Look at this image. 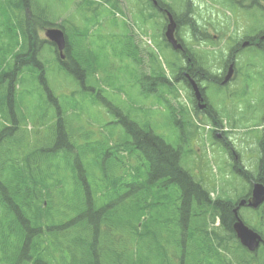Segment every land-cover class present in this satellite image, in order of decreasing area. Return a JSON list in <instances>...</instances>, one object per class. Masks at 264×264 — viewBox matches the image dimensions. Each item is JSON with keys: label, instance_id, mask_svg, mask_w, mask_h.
Returning <instances> with one entry per match:
<instances>
[{"label": "trees", "instance_id": "obj_1", "mask_svg": "<svg viewBox=\"0 0 264 264\" xmlns=\"http://www.w3.org/2000/svg\"><path fill=\"white\" fill-rule=\"evenodd\" d=\"M35 3L0 0V118H9V126L0 125V264H224L228 258L221 254L237 246L234 204L211 199L183 167L188 122L178 124L179 144H169L147 120L139 125L129 112L101 100L114 129H98L99 136L90 125L83 127V111L73 113L75 125L46 83L36 28L53 24L35 13ZM103 3L117 10L115 0ZM83 4L82 22L97 24L100 3ZM59 27L67 37V63L60 64L87 93L92 90L84 82L92 72L84 41L88 30L71 21ZM70 32L77 38L73 45ZM120 39L131 48L128 60L140 67L131 31ZM154 65L148 75L141 73L142 93L169 105L170 92ZM27 88H36L38 117L22 111V95H31ZM28 117L45 126L42 139L22 131ZM216 218L220 226L213 227ZM236 257L238 264L256 263L240 250Z\"/></svg>", "mask_w": 264, "mask_h": 264}, {"label": "rangeland", "instance_id": "obj_2", "mask_svg": "<svg viewBox=\"0 0 264 264\" xmlns=\"http://www.w3.org/2000/svg\"><path fill=\"white\" fill-rule=\"evenodd\" d=\"M115 1L120 10L115 11L109 5L111 2L105 4L103 0L96 1L101 2L100 8L102 11L105 10V14H102L101 19L95 24L93 21L82 22L83 17L78 14L85 8V4L80 3L84 2L82 0H36L34 11L42 15V20L50 21L53 26L71 21L72 25L80 26L79 29L88 30L84 41L92 72H89V81L85 78L84 82L86 86L92 87V90L86 93L73 74L57 61V54H54L53 48L45 40L44 29L36 28L38 40L43 43L39 60L44 64L46 83L56 97L57 105L66 110V117L73 118V113L83 111L80 118L83 127L90 125L89 127L95 132L100 129L107 132L116 125H110L112 116L99 103L101 100H109L120 107L121 111L129 112L136 121H140L139 125H143L147 120L154 133L160 135L167 143L178 145L181 134L178 124L183 121L179 119L180 117L171 115L154 96L142 93L144 87L142 84L145 82L141 78V73L148 75L150 67L155 66L150 60V57H153L157 62L156 66L160 65L163 68L165 74L163 77L170 83L168 91L173 96H166L170 100V105L176 109L181 108L184 112V121L190 123L185 130L187 142L183 147L187 153L183 167L192 173V176H196V180L212 198L221 197L236 202L247 190L246 187L243 188L241 175L247 173L248 180L257 177L258 165L263 154L260 150L264 149V142L261 141L264 139V55L250 48L240 49L241 51L235 55L237 79L229 90L233 92V97L237 101L235 111L220 114L217 109L220 107L227 109L230 106L229 97L224 92L209 86L210 89L206 90L205 96L207 95L215 109L211 114L215 115L216 121L212 123L206 116L195 112L196 109L193 108L189 94L182 84L172 83L176 72L169 63L173 55L163 46L165 16L153 11L150 8L151 4L146 0ZM225 1L192 0L191 4L187 5L186 0H164L176 19L189 20L195 27L207 26L212 35H217L219 32L215 27L217 23L226 27L220 38L210 37L199 44L204 53L200 54L198 50H192L193 53L195 52L191 54L192 59L202 62L204 69L206 68L204 72L210 76L219 74L222 62H225L229 56L230 48L242 41L233 35L237 21L233 11L225 5ZM78 3L82 6L76 11L75 5ZM96 9L98 11L97 5L94 6L93 17L96 16ZM116 14L119 17H116L115 21ZM128 23L136 37L138 57L140 56L143 63L138 68L126 56L131 48L124 44L122 46L123 40L120 39L124 31H129ZM186 29L182 27L179 36L192 47L197 42ZM69 39L71 45L77 41L73 34L69 35ZM175 62L177 70L182 62L180 60L178 62V59H175ZM208 64L217 65L212 69ZM69 65H72L70 61ZM157 73H162V70L157 69ZM34 89L36 90V88H27L26 91L31 95H22L21 106H25L22 110L25 114L30 113L38 117L41 114L40 103H36L37 98L33 97ZM42 99L45 102L43 97ZM73 119L76 125L77 122L75 118ZM104 121L106 125L103 126ZM23 129L28 133L37 132L40 134L38 136L40 139L45 136V126L40 124L36 127L31 117L22 131ZM94 131H92L93 137ZM98 135L100 136L99 133ZM235 172L239 173V177ZM258 212L254 216L250 210L240 211L245 225L262 234L264 211Z\"/></svg>", "mask_w": 264, "mask_h": 264}, {"label": "flooded vegetation", "instance_id": "obj_3", "mask_svg": "<svg viewBox=\"0 0 264 264\" xmlns=\"http://www.w3.org/2000/svg\"><path fill=\"white\" fill-rule=\"evenodd\" d=\"M152 1V0H151ZM156 4L155 7L158 11H165L161 6L163 5V0H155ZM187 5H190L192 0H186ZM225 5L230 8L233 13L235 14V21H237V27L233 35L241 39L239 43H237L235 46L231 47L229 50V56L225 59V62H222L223 65L220 68V72L217 76H210L206 72V68L204 69L202 62H197L192 59L193 51L192 50H198L197 52L204 53L202 50V47L199 45L200 43H203L204 39L208 38H220L225 31L226 27L222 24H216L215 27L217 30H219L217 35H212V33L209 30V27L202 25V27L198 26L195 27L189 20L184 19H175L171 12H169L174 21H175V28H174V37L177 40V42L182 46L181 50H176L174 52V56H176L181 62L182 65L180 68L175 70V79L173 82H176L178 84L185 85L190 90V80H195L197 85L200 89L201 94V100L202 103H204L205 108L200 109L199 104L195 103L196 100L192 96V93L190 96L192 97L194 108L199 110L201 112V115L203 116H212L213 107L210 104V100L207 101L205 96V92L208 89L207 83L210 82L212 85H215L216 88L219 90H225L228 91L225 94L228 95L229 100L228 103L230 106H228L227 109L219 108L217 111L220 114L233 112L235 111V103L237 101L233 97V92L229 90L231 87L235 85L237 76L234 66L235 60H236V54L241 51L244 48H250L251 50H255L256 52H260L264 55V0H226ZM190 3V4H189ZM167 10V9H166ZM221 22H223L221 20ZM184 27L187 28V32L190 36L196 41L197 43L195 45L189 46L183 38L179 36L180 29ZM209 36V37H208ZM170 48V47H169ZM171 49V48H170ZM241 49V50H240ZM190 50L192 52H190ZM195 54V52H194ZM200 59V57H199ZM200 61V60H199ZM221 64V63H219ZM212 69H214V66L217 64H208ZM230 66H232V69L234 68L231 76L227 78L228 71ZM201 80L202 82L205 81V86H201ZM212 80V81H211ZM191 92V90H190ZM232 98H234V102H232ZM264 104V101H263ZM234 107V109H233ZM215 111V110H214ZM264 112V108H263ZM264 117V115H263ZM247 177V175H244ZM252 181H258L264 186V172H262L260 175L258 174L256 178L251 179L249 178V186L250 189L247 191L249 195H245V199L249 200L252 190V185L254 182ZM252 182V184L250 183ZM262 252L264 254V238L261 237V240L259 242Z\"/></svg>", "mask_w": 264, "mask_h": 264}, {"label": "water", "instance_id": "obj_4", "mask_svg": "<svg viewBox=\"0 0 264 264\" xmlns=\"http://www.w3.org/2000/svg\"><path fill=\"white\" fill-rule=\"evenodd\" d=\"M172 32H173V27H172V21H171L168 31L166 33V37L168 41H170V43H172L175 48H178L179 46L175 45L176 43L173 41ZM45 37L56 46L62 58V51L65 47V38H64L63 32L59 29H47L45 31ZM228 72L229 73H228L227 78H229L231 75V72H232L231 69H229ZM195 94H196L197 99H199V93L195 92ZM201 108H203V106ZM263 199H264V188L260 185H255V188L253 191L252 202L249 203V205L256 207L263 201ZM243 204L244 202L240 203V205H243ZM234 231L236 232V235L239 238L241 244L244 247H246L248 250L253 251L255 248H257L258 242L260 240L259 236L255 233H252L250 230H248L241 222H238L234 225Z\"/></svg>", "mask_w": 264, "mask_h": 264}, {"label": "bare ground", "instance_id": "obj_5", "mask_svg": "<svg viewBox=\"0 0 264 264\" xmlns=\"http://www.w3.org/2000/svg\"><path fill=\"white\" fill-rule=\"evenodd\" d=\"M48 25H51V24H48ZM35 26V25H34ZM56 26V25H55ZM39 27V26H38ZM40 30V29H39ZM22 33V32H21ZM8 34V33H7ZM15 34V33H14ZM16 36V35H15ZM24 36V35H23ZM9 39V38H8ZM15 40H17V39H15ZM25 40V39H24ZM14 44V43H13ZM24 45H26V44H24ZM28 49V48H27ZM26 49V50H27ZM61 66V65H60ZM142 78V77H141ZM145 81V80H144ZM205 82V81H204ZM151 84V83H150ZM155 94V93H154ZM0 103H2V102H0ZM191 104V103H190ZM2 108V107H1ZM3 110V109H2ZM99 133V132H98ZM208 133V132H207ZM182 140V139H181ZM187 142V141H186ZM186 152V151H185ZM76 155V154H75ZM128 158V157H127ZM252 184V183H251ZM262 216V215H261ZM204 218V217H203ZM166 223V222H165ZM197 224V223H196ZM171 226V225H170ZM199 226H202V225H200V223H199ZM199 228V227H198ZM196 229V228H195ZM198 235V234H197ZM229 240H230V238H229ZM226 243V242H225ZM237 249V248H236ZM239 253V252H238ZM184 262V261H183ZM193 263V262H192ZM161 264V263H160ZM186 264V263H185ZM220 264V263H219Z\"/></svg>", "mask_w": 264, "mask_h": 264}]
</instances>
